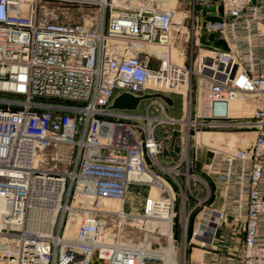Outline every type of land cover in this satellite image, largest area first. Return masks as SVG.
I'll return each instance as SVG.
<instances>
[{"label": "built area", "instance_id": "built-area-1", "mask_svg": "<svg viewBox=\"0 0 264 264\" xmlns=\"http://www.w3.org/2000/svg\"><path fill=\"white\" fill-rule=\"evenodd\" d=\"M168 2L0 0V264H176L179 215L186 238L202 205L193 238L227 217L243 226L241 249L211 264H264V0H192L225 46L201 50L192 71L176 63L185 54H172L177 16ZM152 59L164 60L159 71ZM170 66L197 76L206 93L190 122L197 135L234 128L229 104L239 98L250 109L240 127L252 130L250 144L214 151L201 170L208 181L162 164L158 131L176 122L166 104L111 109L123 93L151 94L150 74ZM156 182L160 194L144 213L127 212L130 189ZM116 216L118 229H108ZM132 221L168 245L123 242Z\"/></svg>", "mask_w": 264, "mask_h": 264}, {"label": "rangeland", "instance_id": "rangeland-1", "mask_svg": "<svg viewBox=\"0 0 264 264\" xmlns=\"http://www.w3.org/2000/svg\"><path fill=\"white\" fill-rule=\"evenodd\" d=\"M170 1V0H169ZM174 7L176 8V22L175 30L173 31L172 38L175 50L178 55L185 54V59L180 57L176 63L182 64L186 69L191 70L196 67V60L199 58L201 50H211L212 48L224 49V43L217 33H208L204 26V17L198 16L192 7V0H174ZM78 19L72 21L76 23ZM177 55V56H178ZM163 59H152V70H160L163 66ZM185 75V74H184ZM162 77V78H160ZM154 83L156 87L152 85L154 79L150 85L154 87L151 91V95L161 94L166 98L172 100V105L168 106L163 100L159 98L150 99L159 101L166 104L165 114L168 118L175 119V124L170 125L164 123L158 131L159 138L165 144V150L161 156L162 164L165 166H171L176 163L181 164L182 171H186L189 168L190 173L198 176L204 181H208L209 177L201 170L209 164L213 152L221 150L222 152H228L235 147H246L250 144L252 138L251 129L240 128L243 122L249 121L250 109L246 108L245 102H242V111L239 116L233 117L234 128L223 130H203L202 142H198L196 133L199 130L193 129L191 121H198V116L202 114V108L204 105V98L206 99V93L203 88L200 87L199 79L197 76L186 77V83L188 80L189 85L186 86L182 79V74L178 73L174 75V80L171 78L160 76ZM160 84L162 86H157ZM146 101L142 102L138 112L142 113L145 110ZM214 134V135H212ZM188 147V150L187 148ZM188 152V156L185 153ZM185 180L183 177L180 181ZM147 185L142 187H133L130 189L129 199L125 209L127 212L137 215L144 213V206H137L138 210L133 211L134 201L141 203L143 196L146 198L149 188ZM150 187V186H149ZM149 189V190H148ZM194 193H197L195 187H192ZM202 189V187H201ZM193 193V194H194ZM160 194V192L158 193ZM205 196L201 193L199 197ZM135 198V200H134ZM207 204V203H206ZM178 205L181 206V196H178ZM221 206V205H220ZM203 205L198 208L197 211L192 213L188 218V235L183 238L180 234V222L181 214L179 215L180 222L177 220L176 236L177 248L172 253V259H175L176 264H211L212 258L217 255L227 256L233 251H239L242 245V233L243 226L241 222L234 220L233 218H225L221 220L219 226L214 229H218L213 243L207 244L206 248H201L195 238H193L192 231L197 221L199 222L202 217L204 218L202 210ZM178 218V219H179ZM138 219V217H136ZM119 218L113 217L107 221V228L111 230H117L120 225ZM127 229L121 233L122 241L128 244H133L142 247H148L153 250H157L160 247L168 245V238L158 235L154 232V229L150 224L142 226L136 222L128 223Z\"/></svg>", "mask_w": 264, "mask_h": 264}, {"label": "bare ground", "instance_id": "bare-ground-1", "mask_svg": "<svg viewBox=\"0 0 264 264\" xmlns=\"http://www.w3.org/2000/svg\"><path fill=\"white\" fill-rule=\"evenodd\" d=\"M174 3H175V1L174 0H170L168 3H166L165 4V8H172L173 6H174ZM150 48L149 47H144V50H146V51H148ZM177 51L175 50V48L172 50V54L173 55H177ZM172 67V68H171ZM178 73H181L182 74V79H183V81H184V85H185V91H186V86H188L189 85V83H188V80H187V83H186V77H188L189 75L187 74V72H185L184 70H182V69H180V68H178L177 66H170V67H167V68H162V70H161V72H159V74L157 73V75H159V77L160 76H165V77H169V78H171L172 79V81H175L174 80V75H176V74H178ZM186 75V77H185V75ZM156 75V73H151L150 74V83H152V81H153V79H154V82L152 83V85L154 86V87H156V85L154 84L156 81H157V79H158V77H156L157 76ZM175 82H177V81H175ZM157 86H160V84H157ZM162 86H160L159 88H161ZM244 100H243V98H239V99H237V100H235V101H233V102H231L230 104H229V113L232 115V116H239L240 114H241V111H242V102H243ZM212 135H214V134H212ZM202 137H203V135L201 134V135H199V137H198V142L199 143H201L202 142ZM232 148H234V149H238V148H242V147H235V146H233ZM144 179H145V181L148 183L149 182V180H150V178L149 177H143ZM159 185H163V184H161L160 182L158 183V182H156V184L155 185H153L154 186V188H151V187H149V185H147L148 187L147 188H151L150 190H149V192H148V195H147V197L145 198L144 196H143V199H142V201H141V203H137V200H135V198H134V207H133V211H137L138 210V208H137V206L139 205V207L140 206H144L145 205V203H146V200L148 199V198H152V197H155V196H157L158 195V190H159ZM129 194L131 195V193H128V196H129ZM0 207H2V206H0ZM114 207H117V205L116 204H114ZM134 215H137L136 213H134ZM170 226H169V224L167 225V230H168V228H169ZM204 233L202 232H200L199 233V236H197L196 237V239H197V241H199L200 243H202V244H209V243H211V241H212V238H213V234H214V231L216 230V229H214L212 226H210L209 225V223H207V224H205V227H204ZM155 252V251H154ZM155 254V253H154Z\"/></svg>", "mask_w": 264, "mask_h": 264}, {"label": "water", "instance_id": "water-1", "mask_svg": "<svg viewBox=\"0 0 264 264\" xmlns=\"http://www.w3.org/2000/svg\"><path fill=\"white\" fill-rule=\"evenodd\" d=\"M155 98H159L163 100L168 106L172 105V100L170 98L164 97L161 94H156V95L147 94L142 97H135L133 95L123 93L114 99L111 109L122 110V111H136L142 101L155 99Z\"/></svg>", "mask_w": 264, "mask_h": 264}]
</instances>
